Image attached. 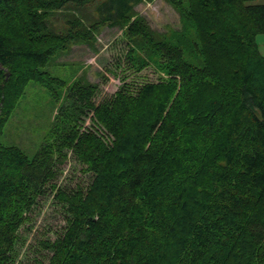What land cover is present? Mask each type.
Listing matches in <instances>:
<instances>
[{"label":"trees","instance_id":"obj_1","mask_svg":"<svg viewBox=\"0 0 264 264\" xmlns=\"http://www.w3.org/2000/svg\"><path fill=\"white\" fill-rule=\"evenodd\" d=\"M143 1L0 0V138L30 82L59 104L32 158L0 140V264H15L48 186L66 226L42 243L46 264H264V4L166 0L181 20L167 38L136 15ZM90 6L94 21L80 15ZM101 27L121 30L136 72L153 64L162 79L95 103L97 85L41 70ZM89 113L103 136L80 129ZM68 152L93 176L85 189L53 182Z\"/></svg>","mask_w":264,"mask_h":264},{"label":"rangeland","instance_id":"obj_2","mask_svg":"<svg viewBox=\"0 0 264 264\" xmlns=\"http://www.w3.org/2000/svg\"><path fill=\"white\" fill-rule=\"evenodd\" d=\"M258 4H264V0L246 3ZM70 9L54 14L51 20L54 28L62 25L60 16ZM134 11L146 21L152 31L167 38L181 29L180 15L166 0H144ZM80 15L88 21H94L95 18L92 6L82 9ZM255 41L264 57V34H258ZM127 49V42L118 27H101L92 43L77 42L70 45L67 51L52 57L41 70L67 84L82 80L97 85L95 103L109 99L124 85L135 91L145 83H157L162 79V74L153 64L136 72L126 58ZM184 58L194 66L201 65V58L190 49L185 50ZM58 108L59 104L51 99L46 89L30 82L5 126L0 138L2 144L18 146L29 159L32 158L49 131ZM80 129H92L99 136H103L104 132L92 113L83 117ZM60 170L53 182L66 190L77 187L85 189L93 179L92 174L84 172V166L70 152L67 162ZM45 190V194L37 199V203L28 213L29 220L18 231L15 264H46L51 252L43 248L42 243L53 242L64 232L65 213L54 200L50 187Z\"/></svg>","mask_w":264,"mask_h":264}]
</instances>
